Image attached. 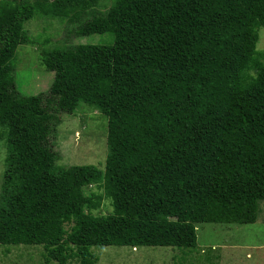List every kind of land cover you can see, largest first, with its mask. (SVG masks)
I'll return each instance as SVG.
<instances>
[{
	"label": "trees",
	"instance_id": "trees-1",
	"mask_svg": "<svg viewBox=\"0 0 264 264\" xmlns=\"http://www.w3.org/2000/svg\"><path fill=\"white\" fill-rule=\"evenodd\" d=\"M95 0H0V244L40 245L44 264H97L93 246L194 247L198 223L249 224L264 201V0H115L80 24L109 44L41 50L47 94L107 117L105 168L55 165L44 94L19 95L13 60L36 14ZM73 15V16H74ZM255 76L242 83V73ZM102 183L112 213L83 188ZM99 198V197H98ZM88 209V212L85 210ZM66 225H68L66 227Z\"/></svg>",
	"mask_w": 264,
	"mask_h": 264
},
{
	"label": "rangeland",
	"instance_id": "rangeland-1",
	"mask_svg": "<svg viewBox=\"0 0 264 264\" xmlns=\"http://www.w3.org/2000/svg\"><path fill=\"white\" fill-rule=\"evenodd\" d=\"M114 1L95 0L89 9L65 19L36 14L24 24L26 34L33 42L21 44L16 50L13 60L16 91L19 95L44 94L43 103L55 116L49 143L55 151L56 166L67 168L91 164L104 170L108 152V122L99 109L84 102L79 103L72 113L61 110L52 101L47 102L54 72L43 65L41 50L72 48L86 43H111L113 36L110 33L81 36L78 27L94 16L105 14ZM254 50L264 60L262 27L257 29ZM254 76L253 70L244 71L241 82H249ZM5 157V136L0 128V192ZM83 192L88 196L93 194L94 200L100 203L97 208L86 209L85 212L93 215L112 213V200L106 195L102 183L90 184L83 188ZM196 233L194 247L110 245L93 246L91 252L98 257L97 264H264V201L254 223H198ZM42 255L40 245L0 244V264H44ZM75 260L68 264H77Z\"/></svg>",
	"mask_w": 264,
	"mask_h": 264
}]
</instances>
